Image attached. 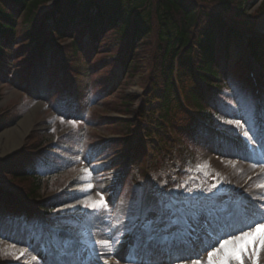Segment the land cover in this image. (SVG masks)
I'll list each match as a JSON object with an SVG mask.
<instances>
[{"label": "trees", "instance_id": "trees-1", "mask_svg": "<svg viewBox=\"0 0 264 264\" xmlns=\"http://www.w3.org/2000/svg\"><path fill=\"white\" fill-rule=\"evenodd\" d=\"M51 1L53 0H0V65L11 61L18 70V78L22 80V69L30 64L38 50L48 44L68 42L62 48L66 57V68H77L82 63L90 75V84L87 87L91 96L89 105L85 104L79 112L71 113L81 124L94 126L95 129L105 126L120 134H132L133 126L139 128V134H151V125L157 124L159 136L166 137L164 124L174 123V106L178 109L176 117L183 114L177 96L178 89L173 80L176 63L181 66L183 88L186 91L187 87L191 88L186 93L187 98L194 101L198 108L203 111L205 109L204 113L208 117L215 115L212 109L203 106L199 88L193 78L192 57L195 46L204 53L198 67L202 80L209 84L217 82L219 85L236 83L239 84L238 94L245 96V99L250 96L241 80L244 78V65L241 67L236 64L228 75L221 70L220 45L225 27L230 43L235 44L236 48L243 42L242 25L253 31L255 19L264 10L262 7L255 15H248V8L255 0H58L51 12L42 15L41 7ZM221 12L233 23L228 26L229 23ZM234 17L240 19V22L234 21ZM50 22L52 23L49 24ZM124 39L127 40L126 44L123 43ZM251 42L254 53L260 55L264 49V40L252 36ZM93 50L104 51L101 54L104 57L120 55L123 52V77L117 87L114 84V70L118 60L106 63L101 60V56L91 59ZM182 50L184 55L181 57ZM261 61L264 63V57ZM207 73L213 79L204 76ZM138 78L144 81L145 84L142 85L146 90L145 106L139 123L107 119L102 111H90V104L96 105L102 94H107L104 111L130 115L137 100L126 92L136 85ZM153 101L160 102L157 111L161 118L157 121L153 118L156 112L151 108ZM227 112L230 114V110ZM20 118L19 112L0 117V133L15 126ZM173 128L178 136L182 135L184 138L188 147L187 156L191 155L200 126L195 122H188ZM78 134L79 129L76 128L63 140L74 143ZM137 139L142 144L139 135ZM33 140L39 143L50 141L44 135H37ZM35 148L26 149L24 153ZM134 148L133 160L143 167L145 149L140 145ZM155 150L159 151V148L156 147ZM24 153L0 162V179L18 186L32 181L33 185L26 190L25 196L27 199L36 200L40 197V178L49 174V171L39 166L28 171L25 162L29 157ZM61 165L63 170H59V174L72 166V163ZM78 199L77 195H64L57 203L43 206V211L50 213Z\"/></svg>", "mask_w": 264, "mask_h": 264}, {"label": "rangeland", "instance_id": "rangeland-1", "mask_svg": "<svg viewBox=\"0 0 264 264\" xmlns=\"http://www.w3.org/2000/svg\"><path fill=\"white\" fill-rule=\"evenodd\" d=\"M261 2L262 0H256L255 5L249 9V13L253 14V12L259 8ZM52 4L53 1L46 6L49 7ZM46 6H42L40 11L44 12V7ZM260 32H264V27L261 28ZM236 57L238 56L234 54L232 61H235ZM111 60L112 58H107L105 62H111ZM7 63L8 64L4 66L0 65V111L23 100L22 105L17 106L15 110L19 112V115L22 118L16 126L0 134V159L18 150L14 149L19 143L14 136V133L27 128L29 116L32 113V110L37 107H39L40 110L33 115L31 127L41 123L42 126L40 129L45 130L46 135L50 137L51 140L53 138L56 139L58 136L61 137L70 133L74 128L79 129L81 132L79 137L82 140L78 143L77 149L71 153L72 156L77 157L75 158L76 160L78 159L77 164L72 169L66 170L62 173L61 182L66 185L69 184V182L74 183V181L78 183L69 186L68 189L75 188L79 190L81 200L59 209L55 214L57 216L77 215L78 217H76V219L80 221L87 217V222L85 224L82 223L80 228H77V233L84 232L86 236H88L87 239L91 240V242L107 238L113 233H115L123 242L126 241L128 238L127 234L132 228V225L138 222V218L141 217L140 197L143 195L144 189L142 186L138 185L130 186L131 178L128 177L127 168L125 166L126 164H123L121 167L115 165V162L119 157H122L123 159L126 158V152L123 151L117 153V155H111L109 153V143L120 139L117 132L107 129L105 126L95 130L94 126H87L82 122L83 125L76 121L74 126L69 122L74 120H72L70 116H64L67 111L65 105H62L63 108L61 111H57L55 109V100L51 97L55 92H58V86L61 82L54 81L49 88L37 86L28 93L25 91V86L22 84V81H20L19 78H16L18 71L12 66V62L10 61ZM50 63H52L50 56L45 63L39 62L37 71L31 73L30 79L34 76V80L36 81L35 78H37V73L44 72ZM135 84L137 86L130 88L126 92L127 95L141 94L140 88L138 87L140 85L139 78ZM106 95L107 94H102V97L97 101L96 105L90 107V111H102L108 119L109 117L111 118L120 115L113 111H104V99ZM26 96H29V98L25 99ZM68 100L70 103H74L75 96H69ZM234 100V104H237L238 106L240 103L236 95ZM235 120L241 121V124L236 125L228 123L227 125L239 128V135H242L243 137V133L246 129L251 130L250 134H253L258 141L257 126L255 123L253 125L248 124L250 116H244L240 112L235 111L233 121ZM246 142L248 141L246 140ZM13 143H15L13 148L12 146L8 147ZM248 148L251 150L250 153H246L245 151L236 148L225 139H222V142H219V140H216L208 129H204L203 133L199 136L194 167L197 168L198 165H207L203 172L207 173L206 175L210 180H214L216 185L219 186L222 192L220 194L217 193V195L218 197H221L220 199L223 202L230 200V198L234 199L236 191L240 189L239 187L241 184L245 182V179L252 173H255L256 170L264 171V159H262L264 158V153L259 149V145L248 146ZM252 151L256 152V154L253 155ZM255 155L260 157V159H258L259 161H253L251 159ZM244 164L248 167L250 166L251 169L247 172L244 171ZM83 169H87L91 175H85L82 171ZM163 174L165 175V173ZM158 175L159 174H154L153 176L156 188L158 185L160 186V184L164 186L163 183L159 182ZM262 179L263 184L259 183L257 186H254V191L251 190L252 192H249V195H247L249 200L254 199L253 203L255 204H261L257 201H264V190H261V185H264V176ZM147 182L148 181L144 180V185L147 189L151 190L148 187ZM88 183H91L92 185L91 190L83 191L82 188L86 187ZM3 185H5L3 188L7 187L6 184ZM11 190L12 192L17 191L16 188H12ZM55 192L58 191L46 194L44 198L47 199L54 196ZM100 196H103L108 207L100 212V219H95L92 209H85L80 201H98ZM85 213H88V215L85 216ZM4 214L5 209L3 205H0V260L6 256L14 258L15 255L19 254L26 247L28 248L31 243L30 240L26 239L25 233L20 235V221H17L15 224L14 222H8V220L5 219ZM252 215L253 213L250 212L247 216L241 219V222H243L242 226ZM241 222L233 223L232 225L234 226H229L231 228H228L225 232L235 231ZM13 244L16 245L14 248L12 247ZM95 247H97L98 251L103 253V248L99 246ZM33 250H35L36 253H39L38 256L42 255L41 247L38 245L34 246ZM199 251L200 249L192 252L187 251L183 256H195ZM122 257V255L116 253H113L111 258L103 255L94 264H104L106 259L107 264H123ZM31 259H33L32 255L27 257L24 260V263H29ZM202 259L206 261V254ZM160 261L161 264H168L165 260ZM185 264H191V261H187ZM245 264H249V262L245 261ZM259 264H264V253L261 254Z\"/></svg>", "mask_w": 264, "mask_h": 264}, {"label": "snow or ice", "instance_id": "snow-or-ice-1", "mask_svg": "<svg viewBox=\"0 0 264 264\" xmlns=\"http://www.w3.org/2000/svg\"><path fill=\"white\" fill-rule=\"evenodd\" d=\"M69 122L75 126V121ZM227 123L240 125L241 121L230 120ZM250 131L246 129L243 135L249 146H255L259 141ZM206 167V164L198 165L197 171H203ZM82 171L85 175H91L87 169ZM91 188V183H88L82 190L89 191ZM218 191L217 185L194 188L181 182L168 190L161 185L152 193V200L147 205L145 197L141 195V217L133 233L135 242L122 258L123 264H161L158 259L160 255L168 256V264H185L187 261H191V264H245V261L259 264L264 253V204H258L253 210L245 208V213L251 211L253 215L243 227L223 232L225 227L234 225H229L227 220L231 208L218 206L222 202L217 196ZM80 203L85 209H92L95 219H100V212L108 207L103 196L98 201L83 200ZM78 227L79 224L72 222L55 223L48 228L41 226L40 234L46 237L45 248L51 255V260L44 264H94L93 257L97 260L101 255L111 258L113 253L119 252L117 246L123 241L115 233L93 241L94 247H83L80 239L82 233L75 231ZM197 244L202 247L195 256L176 254ZM15 246L12 245L13 248ZM95 246L103 248V253ZM29 253L33 256L34 264H40L37 259L39 253L27 247L14 258L20 259ZM205 254L206 261L202 259ZM104 264H107V259Z\"/></svg>", "mask_w": 264, "mask_h": 264}, {"label": "bare ground", "instance_id": "bare-ground-1", "mask_svg": "<svg viewBox=\"0 0 264 264\" xmlns=\"http://www.w3.org/2000/svg\"><path fill=\"white\" fill-rule=\"evenodd\" d=\"M40 110V108L39 107H37V108H35V109H33L32 110V113L30 114V116H29V123H28V126H27V128L26 129H24V130H21L20 132H15L14 133V136L16 137V139L18 140V145L16 146V147H14L15 146V143H13V144H11V145H9L8 147H11L12 146V148L14 147V149H19V148H21V146L23 145V141L25 140V138H26V136H28V134H29V131H30V129H31V124H32V117H33V115L34 114H36L38 111ZM252 136H253V134H251ZM261 138V137H260ZM262 140V144H260L259 143V145L261 146V150L262 151H264V140L263 139H261ZM260 141V140H259ZM261 142V141H260ZM255 154V152L253 153V155ZM253 161L254 160H258V159H260V157H258V156H253V158H251ZM263 159V158H262ZM259 161V160H258ZM243 167L245 168V170H250L251 169V167L249 166H246L245 164L243 165ZM124 245H126V243L124 244ZM123 244H122V246H124ZM199 245H197L196 247H198ZM188 248H191L190 246L188 247ZM117 254H118V252H117Z\"/></svg>", "mask_w": 264, "mask_h": 264}]
</instances>
